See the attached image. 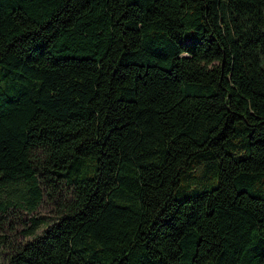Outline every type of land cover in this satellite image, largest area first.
<instances>
[{"label": "trees", "instance_id": "obj_1", "mask_svg": "<svg viewBox=\"0 0 264 264\" xmlns=\"http://www.w3.org/2000/svg\"><path fill=\"white\" fill-rule=\"evenodd\" d=\"M22 209L7 264H264V0H0Z\"/></svg>", "mask_w": 264, "mask_h": 264}, {"label": "rangeland", "instance_id": "obj_2", "mask_svg": "<svg viewBox=\"0 0 264 264\" xmlns=\"http://www.w3.org/2000/svg\"><path fill=\"white\" fill-rule=\"evenodd\" d=\"M52 209V204L49 199H47L41 203L33 215L43 218L45 223H50L55 217ZM28 217L30 216L22 209L20 211L11 212L5 219L0 221V264H7V258L12 248L31 237L24 233L30 226V222L28 225L22 222V219L25 220ZM43 230L44 227L39 228L37 233L41 234Z\"/></svg>", "mask_w": 264, "mask_h": 264}]
</instances>
